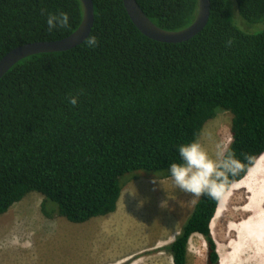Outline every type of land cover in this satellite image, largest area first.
I'll return each instance as SVG.
<instances>
[{"label":"trees","instance_id":"obj_1","mask_svg":"<svg viewBox=\"0 0 264 264\" xmlns=\"http://www.w3.org/2000/svg\"><path fill=\"white\" fill-rule=\"evenodd\" d=\"M93 1L83 43L27 56L0 80V214L31 191L44 195L47 217L82 223L111 214L125 174L170 177L176 146L198 139L219 109L233 114L229 148L244 161L223 198L264 154V27L248 32L235 22L238 14L264 24V0H211L205 28L182 42L145 35L124 0ZM137 1L169 30L190 25L199 9V0ZM58 12L69 26L49 31L47 14ZM83 15L81 0H0V60L17 46L68 36ZM222 198L195 202L168 245L174 264H188L195 233L207 242L208 264H220L212 222Z\"/></svg>","mask_w":264,"mask_h":264},{"label":"rangeland","instance_id":"obj_2","mask_svg":"<svg viewBox=\"0 0 264 264\" xmlns=\"http://www.w3.org/2000/svg\"><path fill=\"white\" fill-rule=\"evenodd\" d=\"M233 7L235 15L237 6ZM236 16L235 22L248 32L264 27ZM232 119L231 111L219 109L198 138L213 157L217 143H231ZM162 176V171L145 169L125 174L118 209L82 223L60 215L47 217L42 210L44 195L31 191L0 214V264H174L168 245H161L175 239L199 197L193 202L194 194L179 189L171 177ZM250 197L244 181L231 187L220 202L212 222L220 264H264V245L255 240L261 231L245 230L258 223L251 219L258 211L264 214V205L256 211L247 210ZM207 251L204 236L194 234L188 264H208Z\"/></svg>","mask_w":264,"mask_h":264},{"label":"clouds","instance_id":"obj_3","mask_svg":"<svg viewBox=\"0 0 264 264\" xmlns=\"http://www.w3.org/2000/svg\"><path fill=\"white\" fill-rule=\"evenodd\" d=\"M67 12L48 13L46 23L48 30L69 26ZM90 46H95L97 40L92 37L88 41ZM77 96H72L69 103L76 105ZM228 141H221L215 145V157L209 154L198 139L181 143L176 146L179 160L173 161L168 166V172L175 185L187 192L194 194L195 198L201 195L219 200L230 184V177L234 178L244 167V161L230 150ZM253 157L246 156L245 160L251 162Z\"/></svg>","mask_w":264,"mask_h":264},{"label":"water","instance_id":"obj_4","mask_svg":"<svg viewBox=\"0 0 264 264\" xmlns=\"http://www.w3.org/2000/svg\"><path fill=\"white\" fill-rule=\"evenodd\" d=\"M84 15L79 27L68 36L49 41H36L15 47L0 60V80L21 59L43 52H56L71 49L83 43L91 34L95 23L93 0H81ZM125 6L137 27L147 36L163 42L186 41L207 25L211 14V0H199L196 19L187 27L169 30L157 25L143 10L137 0H124Z\"/></svg>","mask_w":264,"mask_h":264},{"label":"bare ground","instance_id":"obj_5","mask_svg":"<svg viewBox=\"0 0 264 264\" xmlns=\"http://www.w3.org/2000/svg\"><path fill=\"white\" fill-rule=\"evenodd\" d=\"M244 181H245V184L249 188L250 193H251V197H250L251 201L249 202L246 209L249 211H254V210L256 211V210L262 208L264 205V203H263L264 202L263 201V199H264V154H262V156L259 157L256 165H254V167L244 177V180L240 181L239 183L234 184L232 187L233 188L238 187V185L243 183ZM257 220H258V223H260V224L262 223L263 225L258 227L257 226L258 223L257 224H251V225L249 224V226L245 227V230H248V232H250V233H254L255 230H257V232L259 231L258 233H260V231H261L262 234L261 235L259 234L260 236H258V238L256 237V235H254V236L257 238L255 240H257L258 243H262V245H264V232H263L264 231V214L259 215V211H258V215L254 216L253 219H251V223L256 222ZM250 237H249V239H250ZM253 240H254V237H253ZM253 240H252V242H253ZM262 256L264 257V252L261 255V257Z\"/></svg>","mask_w":264,"mask_h":264},{"label":"crops","instance_id":"obj_6","mask_svg":"<svg viewBox=\"0 0 264 264\" xmlns=\"http://www.w3.org/2000/svg\"><path fill=\"white\" fill-rule=\"evenodd\" d=\"M50 218H51V217H50ZM195 234H196V233H195ZM193 235H194V234H193ZM193 235H192V236H193ZM176 236H177V235H176ZM176 236H175V238H176ZM173 241H174V240H173ZM173 241H172V242H173ZM172 242H171V243H172ZM171 243H166V245H161V247H162V246H167V245H170ZM218 252H219V250H218ZM219 253H220V252H219ZM170 254H171V252H170ZM189 254H190V252H189ZM171 256H172V254H171ZM172 259H173V257H172ZM116 261H121V259H119V260H116ZM108 263L114 264V263H115V261L108 262ZM108 263H102V264H108Z\"/></svg>","mask_w":264,"mask_h":264}]
</instances>
